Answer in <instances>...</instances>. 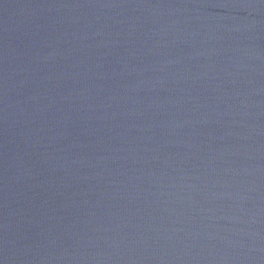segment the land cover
<instances>
[{
	"label": "water",
	"instance_id": "95a60500",
	"mask_svg": "<svg viewBox=\"0 0 264 264\" xmlns=\"http://www.w3.org/2000/svg\"><path fill=\"white\" fill-rule=\"evenodd\" d=\"M0 264H264V0H0Z\"/></svg>",
	"mask_w": 264,
	"mask_h": 264
}]
</instances>
